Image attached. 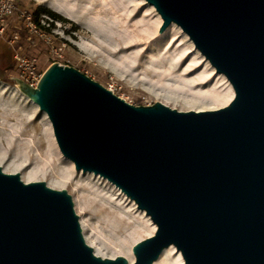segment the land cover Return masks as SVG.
Listing matches in <instances>:
<instances>
[{
  "label": "water",
  "instance_id": "95a60500",
  "mask_svg": "<svg viewBox=\"0 0 264 264\" xmlns=\"http://www.w3.org/2000/svg\"><path fill=\"white\" fill-rule=\"evenodd\" d=\"M146 1L163 19L160 33L176 23L226 76L229 104L134 105L58 62L35 87L12 80L46 113L75 168L107 178L156 224L134 244L133 264H153L172 244L184 264H264V0ZM0 264L129 260L96 254L67 189L0 166Z\"/></svg>",
  "mask_w": 264,
  "mask_h": 264
},
{
  "label": "rangeland",
  "instance_id": "374dc122",
  "mask_svg": "<svg viewBox=\"0 0 264 264\" xmlns=\"http://www.w3.org/2000/svg\"><path fill=\"white\" fill-rule=\"evenodd\" d=\"M61 1L72 6L83 25L51 8L62 19L49 16L44 12L49 7L37 0H17L18 6L28 11L31 20L16 15L10 19L7 33L0 37L1 84L16 86L13 77L23 78L31 74L32 68L27 66V62L35 67V73L42 75L49 66L58 62L79 69L134 105L163 102L162 98L144 87L164 96L177 97L178 104L174 108L179 110L183 109L184 99L222 102L229 94L230 88L222 74L217 73L200 51L192 46L181 27L172 23L160 33L163 19L147 1ZM35 14L38 15V22L34 19ZM23 104L30 117L21 120L10 117L5 124L0 121V135H8L22 125L21 134L14 136L15 145L22 146L20 148L31 156L37 153L38 158L48 160L57 179L69 175V182L82 203L102 196L115 205L110 217L121 215L124 211L142 222L140 230L151 227L136 202L116 185L105 181V193H97L81 179L83 170L74 172L60 161L48 125L32 111L27 101ZM27 143L31 150L26 149ZM85 214L89 215V211ZM89 216L92 223L105 228L97 217ZM102 238L109 240L110 236L104 233Z\"/></svg>",
  "mask_w": 264,
  "mask_h": 264
},
{
  "label": "bare ground",
  "instance_id": "6f19581e",
  "mask_svg": "<svg viewBox=\"0 0 264 264\" xmlns=\"http://www.w3.org/2000/svg\"><path fill=\"white\" fill-rule=\"evenodd\" d=\"M37 1L74 20L80 25H83L76 17V12L69 3L61 0ZM149 6H151L152 9L155 8L150 4ZM180 30L182 29L180 28ZM185 35L188 38L186 33ZM190 42L194 47V44L191 40ZM221 77L226 81L230 88V92L225 100L222 102H217L200 99H184L182 101V110H211L218 109L229 104L234 98L235 93L223 74ZM144 88L145 90L158 95L160 98H162L164 104L170 107L174 108L176 107V104H178V98L173 95L164 96L162 93L152 91L150 88ZM23 101H27L30 104L32 111L36 114H39L43 118V121L48 125L54 139L55 152L58 156V159L69 165L74 172H80L75 168L73 161L66 158L59 150L53 135L51 123L46 113L41 111L39 106L23 92H21L18 87L9 86L8 84L4 83H0V121L2 124H5L7 122V118L10 117H15L18 120H21L23 117H30V113H28ZM22 130L23 126L18 125L13 129L12 133L8 135H0V166L4 169V171L8 173L19 172L25 182L46 181L47 184L53 188L67 189L68 192L72 194L76 210L81 216V223L85 238L87 242L94 247L96 254L103 258H116L117 256L122 255L128 258L129 264H133L136 260V257L132 252L134 244L143 240L145 237L153 236L156 232V224L152 222L149 215H147L143 210L139 209L151 224V227L140 230L139 228L142 227V222L131 214L121 211V215L110 217L113 214V208L115 206L111 200L104 199L102 196H100L101 198L93 199L91 202L85 204L82 203L77 195L76 189L69 182V175H63V179H57L53 175L52 166L48 160H42L38 158L37 153L34 154L35 157L31 156L28 151H23L20 148L22 146L19 147V145H15L16 139L14 136H19ZM25 147L26 149L28 148V150H31L29 143H27V146ZM82 172L83 176L81 179L88 183L97 193H105L104 191L107 189V186L104 184L105 181L114 185L107 178L101 176L100 174H95L94 172ZM118 189L121 190L120 188ZM85 211H89V215L93 216V218L97 217L98 220L105 225V228L101 229L100 225L97 223H92L91 217L87 214L84 215ZM134 228L135 231H133ZM104 233L110 236L109 240L102 238ZM172 254L175 255L172 257ZM184 262L185 261L181 252L176 248L175 245L172 244L171 246L165 247L163 249L159 258L153 264H184Z\"/></svg>",
  "mask_w": 264,
  "mask_h": 264
},
{
  "label": "built area",
  "instance_id": "2783aa9c",
  "mask_svg": "<svg viewBox=\"0 0 264 264\" xmlns=\"http://www.w3.org/2000/svg\"><path fill=\"white\" fill-rule=\"evenodd\" d=\"M18 15V17L26 18L27 21L31 20V16L28 11L20 8L17 4V0H0V37H4L10 27V19ZM29 25L31 23L29 22ZM27 66L31 67V74L23 76L24 80L32 86H37L42 74L35 73V67L29 62ZM22 78V79H23Z\"/></svg>",
  "mask_w": 264,
  "mask_h": 264
},
{
  "label": "trees",
  "instance_id": "16d2710c",
  "mask_svg": "<svg viewBox=\"0 0 264 264\" xmlns=\"http://www.w3.org/2000/svg\"><path fill=\"white\" fill-rule=\"evenodd\" d=\"M44 12L46 14H48L49 16L53 17V18H56V19H60L61 18L62 19V17L58 13L52 11L50 8H45V11ZM34 19H35L36 22L39 21V18H38V15L37 14H35V18Z\"/></svg>",
  "mask_w": 264,
  "mask_h": 264
}]
</instances>
